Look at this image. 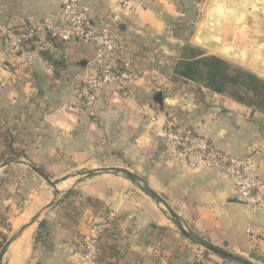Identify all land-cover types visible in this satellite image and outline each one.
<instances>
[{"label": "crops", "instance_id": "crops-1", "mask_svg": "<svg viewBox=\"0 0 264 264\" xmlns=\"http://www.w3.org/2000/svg\"><path fill=\"white\" fill-rule=\"evenodd\" d=\"M66 1L0 0V25L62 22ZM78 1L92 20H110L128 42L124 59L134 77L123 88L109 85L90 114L78 97L94 47L80 41L56 47L42 37L49 51L65 59L56 75L42 54L32 67L22 54L10 55L0 34V165L15 159L11 140L18 159L54 177L82 167L124 166L143 176L198 235L264 264V207L245 205L224 173L178 161L150 123L156 115L188 125L231 158L250 157L251 174L264 172V112L175 79L174 72L191 51L204 50L264 78V2L258 15L245 0H146L122 10L116 0ZM158 91L162 104L154 98ZM52 199L37 173L17 164L0 168V241L19 232L7 264H83L81 240L102 218L111 227L101 242V264H232L183 237L127 180L85 182L31 223ZM250 226L257 230L252 237Z\"/></svg>", "mask_w": 264, "mask_h": 264}, {"label": "built area", "instance_id": "built-area-1", "mask_svg": "<svg viewBox=\"0 0 264 264\" xmlns=\"http://www.w3.org/2000/svg\"><path fill=\"white\" fill-rule=\"evenodd\" d=\"M113 4V0H107ZM146 0H116V9L131 8L141 5ZM63 21L45 19L30 21L22 27L0 25V34L9 41L10 55L22 54L28 67L37 62L39 54L47 48V41L42 37L50 36L55 42L67 44L80 41L95 48L90 61V74L84 79L78 101L81 110L93 113L102 91L109 85L123 88L134 77L129 60L124 59L128 42L123 41L113 30L110 20L91 19L88 11L78 0H68L64 4ZM152 131L164 139L168 152L178 161L191 167L216 169L234 181L236 195L247 206L264 207V172L251 174L250 157L234 159L207 137L199 134L188 125L160 121L159 117H150ZM111 227L108 218H102L90 224L82 238L80 256L83 264H101V242ZM249 236L256 233L250 226Z\"/></svg>", "mask_w": 264, "mask_h": 264}, {"label": "water", "instance_id": "water-1", "mask_svg": "<svg viewBox=\"0 0 264 264\" xmlns=\"http://www.w3.org/2000/svg\"><path fill=\"white\" fill-rule=\"evenodd\" d=\"M154 98L155 100H157V102L162 104L163 92L158 91L155 94ZM12 164L22 165L27 169L37 173L53 192L52 201L31 219V223L35 222L44 211L52 206L57 205L66 195L73 193L74 189L78 187L79 183L96 177L103 178L106 176H115L119 179L127 180L133 186L138 188L139 191H141L145 195V197L151 201L156 209L159 210L170 221L172 225H174L175 229H177L186 239L191 241L198 248L202 249L203 251L215 254L232 264H258L257 262L241 256L222 245L216 244L198 235L189 226L186 220L170 206L168 201L149 185L148 181L144 177L128 168L119 166H105L99 168L82 167L80 169H77L72 174L63 175L59 178H53L49 176L47 173L42 172L35 164L24 159H12L5 161L0 165V168ZM75 177H78L77 183L69 185L70 179ZM62 185H64L63 189L61 188ZM18 234L19 232L10 237L1 248L0 264H7L8 258L11 253V244L16 240Z\"/></svg>", "mask_w": 264, "mask_h": 264}, {"label": "trees", "instance_id": "trees-1", "mask_svg": "<svg viewBox=\"0 0 264 264\" xmlns=\"http://www.w3.org/2000/svg\"><path fill=\"white\" fill-rule=\"evenodd\" d=\"M47 38L56 47L62 45V43L55 42L50 36ZM41 54L51 64L55 74L59 75L61 69L66 65L65 59L61 56L56 57V53L49 51L47 48L42 50ZM189 55L183 57L176 65L174 72L177 77L196 82H204L205 87L214 92L229 93L238 101L264 111V98L258 103L254 100L255 97L264 96V78L242 67L235 66L231 62L216 55H205L201 51H191ZM240 91H243V93ZM9 147L14 155L12 158H20V154L15 150L13 141L11 140L9 141ZM36 166L42 172L48 174L42 166ZM39 237L37 236V241ZM2 238L3 240L0 241V249L8 239L7 236L3 235ZM205 254L208 253L205 252ZM199 263L204 264L203 262Z\"/></svg>", "mask_w": 264, "mask_h": 264}, {"label": "rangeland", "instance_id": "rangeland-1", "mask_svg": "<svg viewBox=\"0 0 264 264\" xmlns=\"http://www.w3.org/2000/svg\"><path fill=\"white\" fill-rule=\"evenodd\" d=\"M245 2L247 3L246 5H247V7H246V9L248 10V11H250V12H252V13H255V14H258L259 15V13H258V11H259V8H260V6L262 5V3L264 2V0H245ZM249 3L251 4V5H249ZM258 9V10H257ZM256 11V12H255ZM252 19H253V17H251ZM260 26L262 27V29L264 30V15L262 16V18H261V20H260ZM204 51V50H203ZM202 51V52H203ZM233 65H235V66H238V67H241L238 63H236V62H231ZM243 68V67H242ZM245 69V68H244ZM249 70V69H248ZM177 79H181V78H179V77H177ZM196 82V81H195ZM198 84H200V85H202V86H205V84H204V82H197ZM241 93H243V91H240ZM225 94H227V95H229V96H231L229 93H225ZM250 98V97H249ZM264 98V96H262V97H255L254 98V100H255V102L256 103H258L259 101H261L262 99ZM250 106H252V105H250ZM256 108V107H255ZM258 109V108H257ZM260 110V109H259ZM261 111H263V110H261ZM264 112V111H263ZM107 167V166H106ZM108 167H113V166H108ZM114 167H118V166H114ZM119 167H124V166H119ZM89 168V167H88ZM94 168H99V167H94ZM124 168H126V167H124ZM80 169V168H79ZM77 170V168L76 169H73V170H69V173H67V174H65V175H68V174H72V173H74L75 171ZM133 171V170H132ZM48 175L49 176H51L49 173H48ZM51 177H53V178H59V177H54V176H51ZM106 177H111V176H106ZM105 177V178H106ZM143 177V176H142ZM104 178V177H103ZM94 179H99V177H96V178H93V179H88V180H86V181H84V182H81V183H79V185H78V187L77 188H75L74 189V192L73 193H71V194H69V195H66L64 198H66V197H68V196H70V195H74L76 192H77V190H78V188H79V186L81 185V184H83V183H85V182H88V181H90V180H94ZM77 180H78V177H75V178H72V179H70V181H69V185L70 184H75V183H77ZM61 188L63 189L64 188V185H62L61 186ZM133 188L134 189H136V190H138L139 191V189L138 188H136L135 186H133ZM141 192V191H140ZM142 193V192H141ZM143 194V193H142ZM144 195V194H143ZM145 196V195H144ZM63 198V199H64ZM167 219V218H166ZM167 221L170 223V221L167 219ZM170 225H172L171 223H170ZM173 227H174V225H172ZM175 228V227H174ZM176 231L178 232V233H180L177 229H176ZM181 234V233H180ZM182 235V234H181ZM183 236V235H182ZM184 237V236H183Z\"/></svg>", "mask_w": 264, "mask_h": 264}]
</instances>
